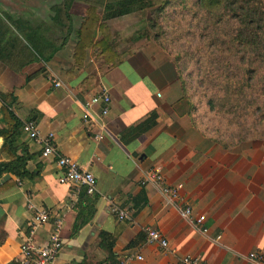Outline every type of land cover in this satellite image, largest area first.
<instances>
[{
    "label": "crops",
    "instance_id": "1",
    "mask_svg": "<svg viewBox=\"0 0 264 264\" xmlns=\"http://www.w3.org/2000/svg\"><path fill=\"white\" fill-rule=\"evenodd\" d=\"M61 2L0 0V16L32 27L42 23L53 30L49 37L56 44L60 27L52 17ZM104 3L70 0V33L49 60L18 70L0 61V91L14 96L16 118L33 120L41 135L52 132L57 153L96 180L91 195L59 184L55 157L42 156L39 144L19 134L16 154L30 156L23 166L0 152V264H15L27 237L43 245L53 219L61 242L54 264H118L128 255L140 256L131 264H176L182 254L208 264H255L248 258L251 252L264 263V134L218 137L200 122L173 62L133 32L141 20L128 17L141 11L103 19ZM89 6L98 20L91 42L81 41L90 45L76 53L75 62L76 30ZM120 19L127 22L115 27ZM18 48L6 51L15 66L13 61L22 58ZM100 90L109 94L108 112L98 121L99 108L92 106L87 120L85 103ZM5 129L0 103V131ZM16 168L27 174L16 177ZM152 168L180 188V206L191 208V219L203 215L198 227L179 217L153 184H140ZM101 194L129 209L130 218L116 220ZM27 202L45 210L49 220L31 228L33 210ZM145 227L157 229L174 252L145 243ZM100 232L107 235L101 239Z\"/></svg>",
    "mask_w": 264,
    "mask_h": 264
},
{
    "label": "rangeland",
    "instance_id": "2",
    "mask_svg": "<svg viewBox=\"0 0 264 264\" xmlns=\"http://www.w3.org/2000/svg\"><path fill=\"white\" fill-rule=\"evenodd\" d=\"M160 6L162 9H158ZM139 11L128 17L141 20L133 32L151 41L173 62L185 93L196 105L200 122L211 126L222 139L264 134L262 71L257 61L249 63L251 55L232 39V20L225 15L218 19L216 9L207 15L197 0H149ZM125 22L127 19H120L114 26ZM251 67L255 69L249 71ZM227 78L230 86L249 85L244 87L240 101L249 102L244 110L218 107V99L223 97L219 86ZM209 101L213 105L210 110Z\"/></svg>",
    "mask_w": 264,
    "mask_h": 264
},
{
    "label": "trees",
    "instance_id": "3",
    "mask_svg": "<svg viewBox=\"0 0 264 264\" xmlns=\"http://www.w3.org/2000/svg\"><path fill=\"white\" fill-rule=\"evenodd\" d=\"M70 0H62L61 5L55 10L52 17L55 24H59L58 42L55 44L53 39L49 37V33H54L49 27L44 24H38L32 27L27 22L16 19L12 20L7 16H0V61L18 70L24 65L35 61H47L58 48L62 47L70 33V16L66 12ZM198 5L203 8L207 15L213 13L214 9L219 10L218 19L223 15L234 22L232 39L236 45L243 48L244 52L250 56L249 63L258 62V67L261 69L260 80L264 87V0H197ZM149 4V0H105L103 7V19L112 18L124 14L140 10ZM158 9H162L161 6ZM98 16L95 13V8L89 6L84 12V17L76 30L78 41L74 47L73 61H77L76 53L79 50L86 48L88 44L81 43L83 38H89L91 42L93 29L97 23ZM101 35L105 36L103 25L99 26ZM14 47L23 50L22 58L17 62L13 61L17 66L12 65V61L8 59V55ZM8 51L9 54L6 52ZM11 51V52H10ZM255 68L251 67L249 71ZM246 85V84H244ZM243 83L237 86H230L228 78L225 79L220 89L222 88L223 97L218 99V107H228L230 109L244 110L249 102H241L244 96ZM247 87V88H248ZM232 97V98H231ZM15 101L12 93L0 91V103L2 118L5 121L6 129L0 131L1 145L0 152L5 153L12 162L23 166L24 162L30 156H19L16 154L18 147L16 140L21 134L20 120L12 112V103ZM231 103V104H230ZM208 109H213L210 101ZM258 109V108H256ZM264 117V112L261 118ZM13 174L16 177H21L27 174L22 169L14 170ZM1 186V185H0ZM107 235L105 232H100V237Z\"/></svg>",
    "mask_w": 264,
    "mask_h": 264
},
{
    "label": "built area",
    "instance_id": "4",
    "mask_svg": "<svg viewBox=\"0 0 264 264\" xmlns=\"http://www.w3.org/2000/svg\"><path fill=\"white\" fill-rule=\"evenodd\" d=\"M54 86H58L59 83L54 82ZM110 97L107 91L100 90L91 94L85 103L84 115L83 117L91 118V107L97 106L99 109L97 120L99 121L101 117H104L109 108ZM87 118V120H88ZM85 120V119H84ZM86 121V120H85ZM20 130L21 133L26 135L28 140L36 142L40 146V153L42 156L52 155L55 157V164L60 169V173L57 177V182L59 184H68L73 186L76 193L82 190L85 194L91 195L96 192V180L93 174L85 169H82L78 164L71 158L65 155L57 153L54 144V134L48 132L45 135H41L38 131L37 125L33 120L24 119L20 120ZM98 135L97 138H101ZM150 182L153 184L159 192L170 202L175 205L179 217L187 220L192 226L198 227V224L203 220V215H196L194 219H191L192 210L189 206H180L183 201L179 190L180 188L176 185L168 184L160 170L158 168H152L149 170L145 177L140 181V184ZM100 198L104 201L107 211L112 213L116 220H128L130 218V210L121 207L117 204L113 198L110 196L101 194ZM26 208L28 210H33V222L30 227H35L36 224L40 222H47L49 216L47 212L43 209H34L30 202H27ZM58 225L57 220H51V231L48 235L47 241L41 246H35L29 237L25 238L18 248V254L14 259L15 264H54V261L61 248V242L58 237ZM206 229L201 228V232L205 233ZM144 242L149 244H155L159 248L166 250L167 241L161 235V233L151 227L143 228ZM169 252L173 253L174 249H168ZM248 258L255 264H264L262 257L256 253L251 252L248 254ZM133 259L139 260L140 256L132 257L128 255L118 262V264H131ZM61 264H70L63 262ZM176 264H208L204 260H201L198 256H193L190 254H182L177 257Z\"/></svg>",
    "mask_w": 264,
    "mask_h": 264
}]
</instances>
